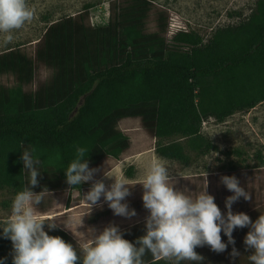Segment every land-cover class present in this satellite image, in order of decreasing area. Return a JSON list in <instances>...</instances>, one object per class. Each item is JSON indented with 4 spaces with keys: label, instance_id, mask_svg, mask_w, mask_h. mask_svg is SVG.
<instances>
[{
    "label": "trees",
    "instance_id": "16d2710c",
    "mask_svg": "<svg viewBox=\"0 0 264 264\" xmlns=\"http://www.w3.org/2000/svg\"><path fill=\"white\" fill-rule=\"evenodd\" d=\"M151 0L134 4L107 26L86 29L83 15L50 24L34 57L56 68L51 90L25 93L20 87L0 91V189L14 195L28 186L24 168L27 150L41 160L55 157L53 172L40 170L47 188L80 190L66 183V169L76 149H88L89 164L119 156L129 138L116 129L124 118H139L156 138L155 153L187 164L179 136L199 153L217 148L200 131L205 119L224 121L236 112L264 101V0L242 22L215 30L205 41L197 34L178 31L168 42L157 34L142 33L144 13ZM89 5L85 6V9ZM160 31L166 23L159 24ZM122 36V37H121ZM107 52L110 64L100 69L94 55ZM0 72H11L20 84L34 75V59L12 49L0 56ZM49 235L68 242L64 231ZM143 234L123 237L135 243ZM10 239L0 228V259L13 264L6 253ZM152 262L150 253L143 258Z\"/></svg>",
    "mask_w": 264,
    "mask_h": 264
},
{
    "label": "rangeland",
    "instance_id": "374dc122",
    "mask_svg": "<svg viewBox=\"0 0 264 264\" xmlns=\"http://www.w3.org/2000/svg\"><path fill=\"white\" fill-rule=\"evenodd\" d=\"M255 2L256 0H151L144 13L142 33L145 36L157 34L164 42H168L178 31H188L197 34L205 42L215 30L245 20L254 8ZM29 4L35 9V19L23 29L13 33L14 39L11 43L5 44L4 34L0 33V56L16 49L26 57L34 59L33 79L28 84H20L15 74L0 72V91L17 87L25 93L51 90L52 85L55 84L56 68L34 58L40 40L50 24L68 17L76 19L77 23L76 17L81 14L84 27L93 30L95 27L107 26L109 20L117 17L118 13L124 12L126 7L130 8L134 2L133 0H29ZM87 5L89 8L85 9ZM161 22L166 23L165 31L159 29ZM93 57L95 65L100 69L104 64H110L109 56L105 51H100ZM204 121L200 131L216 146V151L203 154L190 150L185 139L172 136L165 139L164 143L180 142L189 159L187 164L175 160H163L155 154V158L150 155L149 165H142L141 157L155 148L157 139L143 127L139 118L121 119L116 129L129 138V148L119 156L118 160L106 157L98 165L89 164V167L101 169L96 173L95 179L104 180L103 172H107L110 167L122 165L121 169L113 170L117 174L115 177H123L129 184H136L130 189L132 194L122 202L127 203L130 210L134 209L137 215L131 218L114 215L102 197L100 201L102 208H93L91 215L88 216L90 210L86 207L83 194L90 190L92 182L82 183L80 190L68 188L52 190L46 187L40 180L42 175H39V186L32 190L39 193L46 187L48 191L45 192L42 203L36 206L37 210L42 216H55L59 224L52 230H49L45 224L44 230L48 234L55 230L64 231L68 236V243L77 249L78 254L79 245L91 239L89 228L96 229V234L109 224L119 226L122 232L129 230L135 226V223L141 222L143 215L149 214L143 206V188L137 183L142 180L151 162L157 158L167 163L173 177L205 176L206 172L208 176H214L216 173L236 177L245 174L247 177L261 180L264 184V101L252 109L236 112L222 122H217L213 118ZM55 162V157L44 160L39 158L36 168L39 172L40 170L53 172ZM176 187L184 191L190 185L177 183ZM193 187L198 188L199 185ZM261 188H255V191L256 189L262 191ZM14 197L12 189L6 187L0 189V228L5 226L11 215ZM82 217L83 227H79ZM137 217L139 218L136 219ZM81 232L85 235L82 236ZM12 254L13 246L10 240V248L6 256L13 261ZM80 254L82 257V253Z\"/></svg>",
    "mask_w": 264,
    "mask_h": 264
},
{
    "label": "clouds",
    "instance_id": "9594fccd",
    "mask_svg": "<svg viewBox=\"0 0 264 264\" xmlns=\"http://www.w3.org/2000/svg\"><path fill=\"white\" fill-rule=\"evenodd\" d=\"M34 19L35 9L29 0H0V33L4 34L5 44L11 43L13 33ZM86 154L88 149L77 148L76 157L65 173L70 187L80 189L82 183L92 182L90 190L83 194L90 210L87 215L90 216L95 207L102 208L103 197L114 215L136 216V211L122 202L132 194L130 189L136 184L103 172L105 178H114V182L106 186L103 179H95L101 169L90 168L88 158L84 159ZM22 160L24 168L30 171L29 184L15 195L11 215L2 228L3 237L12 242L13 264H146L143 258L148 253L157 261L167 260L173 264L195 261L200 264L205 257L195 251L197 247L209 246L212 251L222 253L228 244L233 245L230 256L235 259L240 253L234 247L233 231L245 227L250 228L244 238L246 250H253L248 259L252 264H264V215L253 222L244 212L232 211V205L241 197L245 201L252 198L234 175L221 176L220 182L233 193L225 200V215L215 203V197L207 192V172L205 190L193 198L177 189L167 163L154 159L137 183L143 188V206L149 213L145 218L146 234L133 243L123 238V232L115 224L104 227L99 234L96 229L89 228L91 239L79 245L81 257L71 243L44 230L45 224L49 230L56 229L59 224L55 216H42L36 207L48 191L46 187L39 193L32 190L39 186L41 173L36 168L39 159L25 150ZM79 227H83V217ZM221 232L227 236V244L222 241ZM81 235L85 233L81 232ZM0 264H4L3 259Z\"/></svg>",
    "mask_w": 264,
    "mask_h": 264
},
{
    "label": "crops",
    "instance_id": "0c3cea01",
    "mask_svg": "<svg viewBox=\"0 0 264 264\" xmlns=\"http://www.w3.org/2000/svg\"><path fill=\"white\" fill-rule=\"evenodd\" d=\"M155 148L151 150L148 154L141 157L140 163L142 161V165H149L150 162V155H153L155 158ZM162 158V157H159ZM139 159V158H136ZM163 160H169L164 159ZM106 160V159H105ZM115 166V165H114ZM122 166V165H121ZM121 166L116 167H110V169L106 172L109 175L116 176L117 174L114 169H121ZM113 168V169H112ZM263 168V167H262ZM136 170V168H135ZM122 172V171H121ZM211 174V173H209ZM221 176H223L220 173H216L214 176H207L208 179V187L207 192L210 195H213L215 197V203L220 208L221 212L226 215L227 209L225 207V200L228 196L233 195L232 192H230L225 185H223L221 181ZM236 177V176H235ZM174 181L177 183H189L190 187H186L183 192H185L186 195H189L193 198L198 196L201 192H203L206 188V176H196V177H173ZM237 179L240 181V185L245 188V190L251 195V200L245 201L243 197H241L236 203L232 205V211L234 213L237 212H244L247 214L253 222L260 216L264 215V184H262L261 180L255 179L252 177H247V175L243 176H237ZM114 182V178H105L104 177V183L111 184ZM199 185L198 188H194L193 186ZM263 187V189L261 188ZM255 188L259 189L261 188L262 191H255ZM149 214L143 215L141 222L135 223V226L126 229V231H123V237H128L129 235H132V233L138 234H146V227H145V218ZM137 217L136 219H138ZM135 219V220H136ZM128 230V231H127ZM250 228H237L233 231V238L235 240L234 247L237 249V251L240 253L239 257H236L233 259L230 256V253L232 252L233 245L228 244L227 250L222 253H216L210 249L209 246L204 247H197L195 251L204 256L205 259L200 262V264H252V262L248 259V257L252 254L251 249L246 250V246L244 244V238ZM222 241L227 244V236L221 232ZM152 262H162L166 264H173L171 261L167 260H154L152 257ZM180 264H198V262L195 261H180Z\"/></svg>",
    "mask_w": 264,
    "mask_h": 264
},
{
    "label": "built area",
    "instance_id": "2783aa9c",
    "mask_svg": "<svg viewBox=\"0 0 264 264\" xmlns=\"http://www.w3.org/2000/svg\"><path fill=\"white\" fill-rule=\"evenodd\" d=\"M205 121L202 122V124L204 123Z\"/></svg>",
    "mask_w": 264,
    "mask_h": 264
}]
</instances>
